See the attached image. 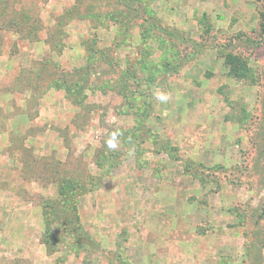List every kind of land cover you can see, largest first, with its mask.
Segmentation results:
<instances>
[{
	"label": "rangeland",
	"instance_id": "374dc122",
	"mask_svg": "<svg viewBox=\"0 0 264 264\" xmlns=\"http://www.w3.org/2000/svg\"><path fill=\"white\" fill-rule=\"evenodd\" d=\"M263 23L0 0V264H264Z\"/></svg>",
	"mask_w": 264,
	"mask_h": 264
},
{
	"label": "clouds",
	"instance_id": "9594fccd",
	"mask_svg": "<svg viewBox=\"0 0 264 264\" xmlns=\"http://www.w3.org/2000/svg\"><path fill=\"white\" fill-rule=\"evenodd\" d=\"M156 99L159 100V101H162V102H166L168 100V96L166 94H163V93H157L156 94ZM115 135L116 134H114V137L113 138H115ZM108 146L110 148H115L116 147L115 143H113L112 140H110L108 142Z\"/></svg>",
	"mask_w": 264,
	"mask_h": 264
},
{
	"label": "trees",
	"instance_id": "16d2710c",
	"mask_svg": "<svg viewBox=\"0 0 264 264\" xmlns=\"http://www.w3.org/2000/svg\"><path fill=\"white\" fill-rule=\"evenodd\" d=\"M262 27L264 28V23H263Z\"/></svg>",
	"mask_w": 264,
	"mask_h": 264
}]
</instances>
